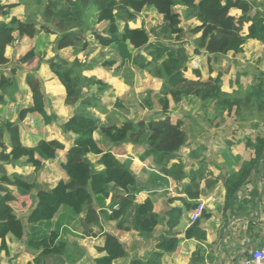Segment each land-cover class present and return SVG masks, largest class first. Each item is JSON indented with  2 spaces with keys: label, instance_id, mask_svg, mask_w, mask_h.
I'll return each instance as SVG.
<instances>
[{
  "label": "trees",
  "instance_id": "trees-1",
  "mask_svg": "<svg viewBox=\"0 0 264 264\" xmlns=\"http://www.w3.org/2000/svg\"><path fill=\"white\" fill-rule=\"evenodd\" d=\"M18 5H25L27 8L31 6L34 13L25 19L12 15V8ZM87 5L94 7L97 12L96 22L103 25L102 32L93 29L91 33L102 49L110 47L114 50V57L104 62V67L111 68L116 64L114 70L117 73L130 69L132 79H126L129 85H133L132 67L146 70L152 76L162 79L163 85L159 98L162 114L159 118L149 121L126 120L121 124H102L97 116L88 112V109L104 111L97 94L107 90L109 85L101 79L83 75V71L91 66L79 58L73 61L59 56L48 59L46 63L50 70L65 87V103L77 108V111L62 123L65 133L73 134L74 137H72L71 146L65 152L64 160L60 163L68 179L60 181L50 189L36 190V203L27 216V222L34 225L50 221L61 210L66 209L76 220L81 214L86 213L87 224H98V217H94L95 206L105 202L111 192H114V200L118 206L112 209L108 219L119 220L118 225L122 227V223L131 217L132 227L148 237L162 223L163 218L154 211L151 198L143 203H136L139 192L138 181L130 168V163L122 162L111 150L102 149L95 138V133L100 132L112 143L129 142L140 145L146 142L147 147L141 154L142 159L153 156L155 163L161 166L167 175L174 176L176 179L184 178L186 174L183 171V165L174 163L168 167L176 153L188 141V134L183 128L182 121L172 120L169 96L176 103L190 96H195L202 101L216 100L229 111L239 104V98L221 90L220 74L208 80H193L185 76L190 55L181 41L185 30L181 26V15L174 7L185 6L186 18H195L200 22L199 25L191 28L189 33L192 35L201 33L194 39L195 53L200 54L204 51L210 57H218L229 51L240 52L250 38L264 42V11L258 10L252 15L253 7L250 0H18L17 3H3L0 0L1 104H6L8 100H15L17 68H9V75L3 68L10 63V58L6 54L7 47L19 38L27 36L32 39L40 32H45L58 34L55 40L57 50L72 47L78 53L94 49L89 44L83 28ZM147 8H154L163 15V25L157 34L167 36L166 41L151 40V31L155 32V29L130 26V22ZM232 8L242 10V15L236 17L230 14ZM245 23H250L247 35L242 33ZM173 35H176L177 41L168 42ZM142 50L148 51L147 54L151 56V59H148ZM37 56V51L33 47L22 55L19 61L30 63ZM195 72L200 77V72L197 70ZM26 83L32 94V103L19 110L17 121L0 119L1 250L8 249L6 237L9 234L19 240L25 237L26 226L18 215L15 204L27 198L36 189L37 175L44 161L56 159L58 151L65 148L58 139L41 138L32 146L22 141L20 122L24 121L29 114L41 115L46 125L52 124L58 118L56 114H51L47 110L48 97L36 71L27 73ZM95 85L98 93L91 91ZM147 100H150V97ZM259 141L256 146L250 141L247 143L255 147L257 157L261 155L264 147V139ZM89 154L99 156L96 162L104 168L97 170L88 157ZM23 159L34 167L31 174L7 170V164ZM250 165H252L251 162L246 163L241 170L227 178V205L245 184ZM195 173V171L190 173L191 181L185 187V192L192 200H197L200 196V183ZM199 177L201 180L202 176ZM186 205L194 208L198 203L187 201ZM166 214L165 219L169 229L160 236L156 248L148 252L145 258L132 259L129 264H161L163 254L177 248L180 240L175 228L181 221L183 209L172 207ZM210 216L211 213L204 210L202 216L187 229L186 237L206 239V231L202 224ZM27 245L36 253L35 262L47 256L66 254L67 247L66 241L61 239L58 230L37 238L32 237L28 239ZM102 250L106 254L94 259L95 264H113L116 259L126 255L124 244L111 233L105 235V246Z\"/></svg>",
  "mask_w": 264,
  "mask_h": 264
},
{
  "label": "crops",
  "instance_id": "crops-1",
  "mask_svg": "<svg viewBox=\"0 0 264 264\" xmlns=\"http://www.w3.org/2000/svg\"><path fill=\"white\" fill-rule=\"evenodd\" d=\"M6 1L3 3L18 2V0ZM250 3L253 7L252 15L258 10L264 11V0H250ZM174 9L181 15V26H185V23L192 27L200 24L195 18H186L185 6L176 5ZM11 11L12 15L20 19L25 18V5H18ZM149 13L163 21V15L154 8H147L140 14L149 15ZM230 14L239 17L242 15V10L232 8ZM145 15L137 16L133 22L131 21L130 26L133 28L145 26L147 29H152V26H148L153 20L152 16ZM249 25L250 23H245L243 35L249 33ZM184 29L187 30L186 27ZM155 35L157 39H163L159 34ZM200 35L201 33L191 35L186 32L181 40L190 55L185 76L193 80H208L220 74L221 90L237 96L239 104L229 111L216 100L202 101L195 96H190L176 103L169 96L172 120L182 121L183 128L188 134V141L176 153L168 167L174 163L183 165V171L186 174L184 178L176 179L174 176L167 175L162 167L155 163L153 156L142 159L141 154L147 147L146 142L140 145L129 142L112 143L100 132L95 133V138L102 149L111 150L122 162L130 163V168L138 181L139 192L136 203H143L151 198L154 211L163 218L162 223L148 237L132 227L131 217L122 223V227H119V220L108 219L112 209L118 206L114 200L115 193L111 192L105 202L95 206L94 217H98V224H87L86 213L81 214L76 220L66 209L61 210L54 219L42 222V225L50 226V231L43 235L58 230L61 237L63 235L70 237V240L63 237L67 241L66 254L47 256L45 261H43L44 258L39 261L43 262L41 264H53L51 260L58 258L59 264H95L94 259L106 254L102 248L105 246L107 233L117 236L126 250V255L116 259L113 264H129L132 259L145 258L148 252L156 248L160 236L169 229L165 218L167 211L172 207L183 209L181 221L175 228L180 242L174 251L163 254L161 264H247L252 251L264 247V147L258 157L254 147L259 144V139H264V42L250 38L240 52L229 51L218 57H210L204 51L200 54L195 53L194 39ZM151 40L153 41V35ZM145 55L151 59V56ZM36 66L40 68L38 64ZM40 66L41 70L50 72L47 63H41ZM196 70L200 72V77L196 75ZM85 71L91 72V75L85 74L86 76L95 77L107 83L109 88L106 91L111 90L115 94L113 103H110L111 111L108 106H103L102 112L110 111L109 115L96 113L102 124H121L126 120L149 121L161 116L162 107L159 98L163 85L162 79L138 67L133 68V85H129L120 73L108 69L91 66ZM49 79L51 82L55 80L52 75ZM132 94L133 96L130 97ZM125 97L126 99L123 100ZM147 97H150V100H147ZM71 136L74 137L73 134ZM248 141L254 143V146H249ZM71 144L72 142L60 150L63 152L61 162ZM88 157L97 170L104 168L96 162L99 156L89 154ZM249 162L252 165L249 166L250 172L245 184L227 205V178ZM33 171L34 167L32 171L16 172L31 174ZM192 171L196 172L195 176L200 183V196L197 200H192L185 192L186 185L191 181ZM67 179L66 175L65 180ZM31 194L15 204L18 215L17 206L26 207ZM187 201L194 204L203 202L204 210L211 213V216L202 224L206 231L204 240L186 237V231L192 225L189 213L195 208H189L186 205ZM31 225L32 231H26V237L23 239H16L10 234L6 237L8 249H0L1 264H27L28 262L39 264L34 261L36 253L27 245V242L32 238L31 236L40 237L35 236L39 230L37 227L40 225ZM89 231H91L90 234H86Z\"/></svg>",
  "mask_w": 264,
  "mask_h": 264
},
{
  "label": "rangeland",
  "instance_id": "rangeland-1",
  "mask_svg": "<svg viewBox=\"0 0 264 264\" xmlns=\"http://www.w3.org/2000/svg\"><path fill=\"white\" fill-rule=\"evenodd\" d=\"M5 1L6 0H1V2H5ZM33 13L34 12L31 6L30 8L25 7V15H24L25 18L28 17L29 15L31 16ZM141 15H145V14L139 13L137 16L141 17ZM149 15L152 16L153 20L150 21V24H148V26L150 25L153 27L152 29H155V32L151 31V36L153 35V41H157L156 38L157 35L155 34L157 33V31L160 30V27L163 25V21H161V19L158 18L157 16L153 17V14L151 13H149ZM149 15H145V16L149 17ZM0 19L2 18L0 17ZM96 20H97V12L95 11L92 5L89 6L87 5L85 9L83 28L85 30L89 44L91 45V47L94 48V50L92 51H80L76 53L72 47L57 50L55 48V40L58 37V34H46L45 32H40L35 38L32 39H29L26 36H24L23 38H19L11 46L7 47L6 54L10 58V63L6 65L3 68V70L7 75H9L10 74L9 68L11 67L17 68V72L15 76L17 80V92L14 101L8 100L6 104L0 103V119L7 118L11 121H17L19 110L22 107L28 106L32 103V94L29 86L26 83V75L30 71H36V73L40 76V79L43 82L44 90L48 97V105H47L48 112L51 114H56L58 116L57 120H55V122H53L50 125H46L44 123L42 116L37 113L29 114L24 121L20 122L22 140L26 145H33L40 138H46V139H58L59 141L61 140V142L65 145V147H67L72 142V136L71 134L65 133V131L62 128V123L66 121L70 115L74 114L77 111V108L73 106H69L65 103V97H66L65 87L61 84L60 80L53 74L51 70L50 72L41 70L42 65L40 66L41 62L39 63V61H43L42 63L44 62L46 63L48 59L53 58L55 56H59L63 59H67L70 61H73L75 58H79L82 62H85L87 65L89 64L93 68L99 67V68H104L105 70L108 69L115 72L114 69L116 67V64L111 66V68H106L103 65L104 62L110 61L114 57V50L112 48H107V50L103 51L102 48H100L101 46L98 43L96 37H94L93 34L91 33L93 29H96L100 32L103 31L102 30L103 25L101 23H97ZM121 25L123 26V23ZM182 27L187 28V30L184 29L186 33L189 32L190 29L193 28L194 26L192 27L191 25L185 23V26ZM148 30L151 29L149 28ZM159 36L163 38L161 40L163 41L167 40V36H162V35ZM175 37L176 35H173L171 39H168L169 40L168 42H176L177 40ZM32 47H35L37 51L38 54L37 58L30 63H21L19 61L20 57L24 55ZM142 53L147 54L148 51L142 50ZM36 64L39 65L40 67L39 69L36 66ZM133 68L134 67H132V71ZM90 73L91 72H86L85 70L83 71V75L85 74L91 75ZM118 73H120L121 76L125 78V80L127 78H129L130 80L132 79L130 74V69H125ZM51 75L55 79L53 82H51V80L49 79ZM85 91H87V89H85ZM91 91H96L98 93L97 86L95 85L93 88H91ZM114 95L115 94L113 91L104 90L102 92H99L97 94V97L99 99L100 104L102 106H106V107L108 106L109 109L111 108L110 103H113L114 101ZM132 96L133 94L130 97ZM7 99L9 98L7 97ZM124 99H126V97L123 98V100ZM103 101L105 104L103 103ZM109 110L111 111V109ZM110 111L102 112L95 108L88 109V112L94 114L97 117H98V115L96 114L97 112H99V114L102 113L105 114V116H108ZM62 154L63 152L59 150L56 159L52 161H44L43 167L38 173L36 189L32 191V194L28 199L29 204L26 207L16 205L17 209H19V216L23 219L26 226V231L28 232L32 231L31 228L32 225L27 222V215L32 209V207L35 205L36 190L39 188L50 189L60 181L65 180L66 173L62 170L60 166L61 160L63 158ZM7 168L9 171L16 170L21 172H28L33 170V166L27 164L24 159L18 162H12L7 164ZM21 207L24 210L20 209ZM38 225H40V227H37L39 229L37 231V234L36 235L32 234V235L41 236L44 233H48L50 231V226H48L47 224L42 225V223H40ZM40 231L43 232L41 233ZM63 237L65 236L63 235ZM63 237H61V239L64 240ZM65 239L69 241L70 237H65ZM59 260H60L59 258L53 259L51 260V262L53 264H59L60 262ZM43 261H45V258L43 259ZM41 263L43 262H39V264Z\"/></svg>",
  "mask_w": 264,
  "mask_h": 264
},
{
  "label": "built area",
  "instance_id": "built-area-1",
  "mask_svg": "<svg viewBox=\"0 0 264 264\" xmlns=\"http://www.w3.org/2000/svg\"><path fill=\"white\" fill-rule=\"evenodd\" d=\"M205 203L199 202L198 205L189 213L190 222L193 223L199 219L204 211ZM247 264H264V247L252 251Z\"/></svg>",
  "mask_w": 264,
  "mask_h": 264
}]
</instances>
